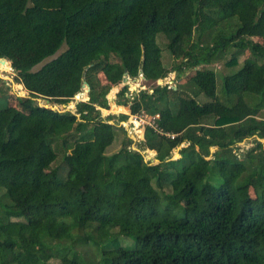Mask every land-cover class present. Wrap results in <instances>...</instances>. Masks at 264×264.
I'll return each instance as SVG.
<instances>
[{"label": "trees", "instance_id": "16d2710c", "mask_svg": "<svg viewBox=\"0 0 264 264\" xmlns=\"http://www.w3.org/2000/svg\"><path fill=\"white\" fill-rule=\"evenodd\" d=\"M201 1L0 0V75L8 61L30 93L0 108V264H87L86 246L99 264H264V143L238 146L264 136V0ZM227 54L234 71L219 97L209 65ZM185 70V85L132 92L130 107L123 86L108 103L125 73L156 81ZM83 80L88 100L74 111L34 101L69 104ZM185 87L207 98L203 112L181 103ZM101 107L120 120L158 115L143 132L158 162L126 141L106 153L116 136L95 130ZM58 156L65 177L44 172Z\"/></svg>", "mask_w": 264, "mask_h": 264}, {"label": "rangeland", "instance_id": "374dc122", "mask_svg": "<svg viewBox=\"0 0 264 264\" xmlns=\"http://www.w3.org/2000/svg\"><path fill=\"white\" fill-rule=\"evenodd\" d=\"M202 5L205 7H208L211 5V1L210 0H202ZM203 24L205 25V27H208L212 24H214V22L210 19H206L203 21ZM253 40H256V38ZM229 54H227V57L224 58L223 60H220L216 63H213L211 65H209V67L213 68V70L216 73V80H217V95L219 97L222 96L221 91H219L220 88V84H221V78L223 75H226L233 70V68H229L228 66H226L224 63L225 61H227V59L229 58ZM243 60V56L239 57V65L238 67H236L235 69L239 68L241 66V62ZM162 61L164 63V66L167 69L171 70V56L169 55L167 50L163 51V56H162ZM9 69L6 71H3L4 74L9 75L4 76L0 75V79H2V81L6 84V89L4 90V92L0 93V108L2 107H6V106H16L17 105V97L18 96H27L28 95V91L27 89L24 87V84L21 82V80L19 79L17 82V78H18V74L17 72L10 66V63L7 62ZM0 69H3V64L0 62ZM192 74V71L189 70H185L181 76L178 78L176 77V72L172 71L170 72L166 78L169 77L168 80H170L171 82L168 83L167 80L162 79L161 83L153 80H144L141 77L138 78H134V79H128L127 80H121L118 84L114 85L110 91H113L115 89H119L120 87H125L126 88V92L124 93L125 97L123 95L120 94L119 97V102L125 106V107H130L129 104L130 102H126V99L129 97V94H131L132 92H137L141 89L143 90H148L149 88H155L157 86H167V88L172 87L175 88L177 85H182L186 83V80H188L189 76ZM97 76L99 77V79L101 80L102 83H106V80L104 78V74L99 71V73L97 74ZM20 85V86H18ZM183 85V86H184ZM1 81H0V89H1ZM84 89V90H83ZM86 87H81L80 86V92H81V96L78 97H74L71 101V103L69 102V104H66L65 106L61 103H53V106L57 107L59 109V111H66V110H72L74 111V107L76 102L84 100L86 98V92H87ZM185 92L187 93V95H189L191 97V99H186L184 96H182L183 98H181V103L184 104L186 107H188L190 110L201 113L203 112L202 108H200L198 105L203 103V102H207V98H205V96L203 94H199L198 96H194L190 90L189 87H185ZM185 95V93L183 94ZM108 103H110V99H109V94L106 95ZM34 101L37 102L38 104H41L42 106H46L49 105V103L47 101L52 102L51 100H46V96L45 95H41L38 94L36 97H34ZM113 103V101H111ZM50 107V106H48ZM208 108L210 106H207ZM122 111V110H120ZM100 112H101V120L95 122V130L99 133H114L115 134V139L113 141V143L107 148L106 153H112L117 151L125 142V145H129L130 148L132 149H139L141 150V152L144 154L145 159H149L151 160L153 163H157V160H155L153 158L155 152L153 150V152L149 151V149L147 148V146L143 143L144 142V138L142 136L143 132H144V126L146 124L152 123V121L154 120L155 117H157L158 115L152 116V115H148L146 113L140 112V113H134V114H128L127 117L124 120H120V116L119 113H115V112H111L110 110H106L105 108H100ZM113 115L114 118L111 119H107V115ZM258 118L259 119H264V108L261 109L258 112ZM117 119H118V123H117ZM208 122L211 121V118L207 119ZM136 123L138 124V127L136 126ZM128 139H130L131 141L128 142ZM253 139H257L261 142L264 143V136H259L258 134H255L251 137L245 138L244 140H242L241 142H238V146L240 148H245V146L249 147L253 144L252 140ZM143 144V145H142ZM188 143L187 142H182L181 144L177 145L173 150H172V154H173V158L178 157V153L180 151V148H184L186 147ZM58 168L59 174L61 175V177H65L66 174V166L61 158V156H58L57 159L55 160V162L52 164V167L50 166L49 168H46L44 170V172H48L51 170V168ZM82 188L85 191H91L92 190V186L90 185L89 182L87 181H83L82 182ZM183 204H185V201L182 200L181 201ZM130 241V242H129ZM126 243H131L132 244V239L129 237H124L122 239L121 244L124 245ZM79 250H81L83 252V258L84 261L87 264H99L96 260L99 258V253L95 251L94 248L90 247V246H86L84 248H79ZM115 252H105L104 255L107 256H112L114 255ZM97 257V258H96ZM54 263H58V260H52ZM91 261V262H90ZM90 262V263H89Z\"/></svg>", "mask_w": 264, "mask_h": 264}, {"label": "water", "instance_id": "95a60500", "mask_svg": "<svg viewBox=\"0 0 264 264\" xmlns=\"http://www.w3.org/2000/svg\"><path fill=\"white\" fill-rule=\"evenodd\" d=\"M5 59H3V58H0V61H4ZM122 80H127V75H126V73H125V75H124V77H123V79ZM81 87H86V88H88V85H87V83H86V81H84L83 80V82H82V84H81ZM88 89H87V92H86V98L84 99V100H88ZM111 93V91H109L108 92V94H110ZM84 100H81V101H84ZM46 107V106H45ZM75 108V107H74ZM142 136H143V138H144V133L142 134ZM178 155H179V153H178ZM158 162V161H157Z\"/></svg>", "mask_w": 264, "mask_h": 264}, {"label": "bare ground", "instance_id": "6f19581e", "mask_svg": "<svg viewBox=\"0 0 264 264\" xmlns=\"http://www.w3.org/2000/svg\"><path fill=\"white\" fill-rule=\"evenodd\" d=\"M83 90H84V89H83ZM79 96H81V92H79V93H77V94L75 95V97H78V98H79ZM47 102L49 103V105H47V107L50 106V108L55 109V110L59 109L58 106H57V107L53 106V103H54V102H51L52 104L50 103V101H47ZM64 106H65V105H64Z\"/></svg>", "mask_w": 264, "mask_h": 264}, {"label": "built area", "instance_id": "2783aa9c", "mask_svg": "<svg viewBox=\"0 0 264 264\" xmlns=\"http://www.w3.org/2000/svg\"><path fill=\"white\" fill-rule=\"evenodd\" d=\"M7 62H8V61H7ZM168 79H169V77H168V78H165V80H167V82H168V83H170L171 81H170V80H168ZM156 82H157V80H156ZM158 82H160V83H161L162 81H161V80H158ZM167 87H168V85H167ZM150 91H152V90L150 89ZM36 103H37V102H36ZM37 104H38V103H37ZM39 105H40V104H39Z\"/></svg>", "mask_w": 264, "mask_h": 264}, {"label": "crops", "instance_id": "0c3cea01", "mask_svg": "<svg viewBox=\"0 0 264 264\" xmlns=\"http://www.w3.org/2000/svg\"><path fill=\"white\" fill-rule=\"evenodd\" d=\"M27 91H28V90H27ZM29 94H30V93H29V91H28V95H29ZM28 95H27V96H28ZM54 101L56 102L57 100L54 99ZM76 103H77V102H76ZM40 105H41V104H40ZM75 105H76V104H75ZM41 106H42V105H41ZM74 109H75V108H74ZM180 149H181V148H180Z\"/></svg>", "mask_w": 264, "mask_h": 264}]
</instances>
